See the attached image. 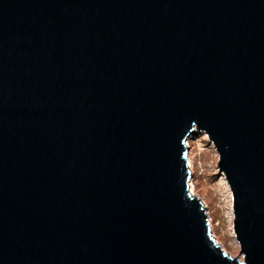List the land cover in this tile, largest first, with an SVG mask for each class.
Segmentation results:
<instances>
[{"label": "water", "instance_id": "obj_1", "mask_svg": "<svg viewBox=\"0 0 264 264\" xmlns=\"http://www.w3.org/2000/svg\"><path fill=\"white\" fill-rule=\"evenodd\" d=\"M0 264H264V0H0Z\"/></svg>", "mask_w": 264, "mask_h": 264}, {"label": "rangeland", "instance_id": "obj_2", "mask_svg": "<svg viewBox=\"0 0 264 264\" xmlns=\"http://www.w3.org/2000/svg\"><path fill=\"white\" fill-rule=\"evenodd\" d=\"M188 141L190 155L193 156L192 181L197 196L207 208L216 234L224 242V250L234 257H240V244L233 230L232 192L225 173L217 165L219 154L212 140L205 139L207 133L194 136ZM216 240V238H214ZM217 243L219 241L216 240ZM223 249V248H222Z\"/></svg>", "mask_w": 264, "mask_h": 264}, {"label": "bare ground", "instance_id": "obj_3", "mask_svg": "<svg viewBox=\"0 0 264 264\" xmlns=\"http://www.w3.org/2000/svg\"><path fill=\"white\" fill-rule=\"evenodd\" d=\"M192 157L193 156L190 155L189 159H188V164H189L190 169L193 168V158ZM190 191L192 194L196 193V187H195L194 182L192 180H190ZM196 195H197V193H196ZM209 222H210V226L212 229L213 237L216 238L217 241H219L220 246L224 249V247H225L224 242L222 241L221 237L216 234V231H215V228H214V225H213L211 218H210Z\"/></svg>", "mask_w": 264, "mask_h": 264}]
</instances>
